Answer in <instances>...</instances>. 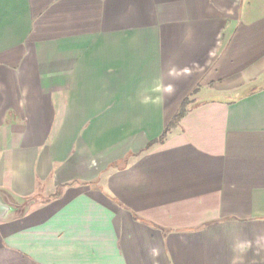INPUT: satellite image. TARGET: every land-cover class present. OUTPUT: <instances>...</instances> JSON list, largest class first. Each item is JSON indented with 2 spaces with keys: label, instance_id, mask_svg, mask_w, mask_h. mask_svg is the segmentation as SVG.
<instances>
[{
  "label": "crops",
  "instance_id": "1",
  "mask_svg": "<svg viewBox=\"0 0 264 264\" xmlns=\"http://www.w3.org/2000/svg\"><path fill=\"white\" fill-rule=\"evenodd\" d=\"M0 202V264H264V0H0Z\"/></svg>",
  "mask_w": 264,
  "mask_h": 264
},
{
  "label": "trees",
  "instance_id": "2",
  "mask_svg": "<svg viewBox=\"0 0 264 264\" xmlns=\"http://www.w3.org/2000/svg\"><path fill=\"white\" fill-rule=\"evenodd\" d=\"M186 102L187 101L183 102V104L181 105V108L179 109L177 114L174 116V118L171 120V122L165 127V130L163 131L161 137L159 138V141H162L163 138L165 137L166 133L177 124V122L179 121V119L183 115H185V113L187 112V110H186Z\"/></svg>",
  "mask_w": 264,
  "mask_h": 264
},
{
  "label": "rangeland",
  "instance_id": "3",
  "mask_svg": "<svg viewBox=\"0 0 264 264\" xmlns=\"http://www.w3.org/2000/svg\"><path fill=\"white\" fill-rule=\"evenodd\" d=\"M2 203L7 206V210L3 214H0L1 218H5L9 214L15 213V206L14 205H10V204H8L6 202H2Z\"/></svg>",
  "mask_w": 264,
  "mask_h": 264
},
{
  "label": "water",
  "instance_id": "4",
  "mask_svg": "<svg viewBox=\"0 0 264 264\" xmlns=\"http://www.w3.org/2000/svg\"><path fill=\"white\" fill-rule=\"evenodd\" d=\"M7 210V206L0 202V214H3Z\"/></svg>",
  "mask_w": 264,
  "mask_h": 264
}]
</instances>
